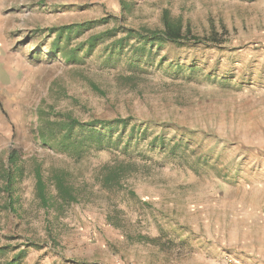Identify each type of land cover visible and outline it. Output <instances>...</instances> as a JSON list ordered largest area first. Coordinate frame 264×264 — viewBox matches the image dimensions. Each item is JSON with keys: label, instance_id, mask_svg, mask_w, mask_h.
Masks as SVG:
<instances>
[{"label": "rangeland", "instance_id": "rangeland-1", "mask_svg": "<svg viewBox=\"0 0 264 264\" xmlns=\"http://www.w3.org/2000/svg\"><path fill=\"white\" fill-rule=\"evenodd\" d=\"M166 20L180 44L129 34ZM0 26L14 72L0 95V264H246L264 202V0H3ZM67 115L129 124L102 128L119 147L76 158L43 137ZM121 162L108 187L104 167ZM60 174L77 202L59 199Z\"/></svg>", "mask_w": 264, "mask_h": 264}, {"label": "trees", "instance_id": "trees-1", "mask_svg": "<svg viewBox=\"0 0 264 264\" xmlns=\"http://www.w3.org/2000/svg\"><path fill=\"white\" fill-rule=\"evenodd\" d=\"M167 21V20H166ZM85 25H76V26H65L58 29L56 31L60 32L59 39L65 33L71 34L74 30L77 32L80 29H85ZM129 34L135 36L138 40H143L144 44L151 43L152 46H155V43L162 44V43H173V44H180V41L184 38L181 33V28L178 25L170 24L168 21L166 23V29L164 31H155V32H148L147 34L130 31ZM131 37V36H129ZM98 37L94 36L90 39L91 48L95 46ZM143 48V47H140ZM140 49L137 51L135 50L136 56H143L140 53ZM151 53V51H149ZM60 122H55L54 125H48L50 127L57 128V132H54L52 129L49 128L46 130V126L43 127V137L56 138L57 136L61 137V140L57 142V146L61 148L63 152L66 153H74L76 158H81L82 153L85 151H89L92 148H96L97 151H102L107 149L108 147H119V139L118 137L115 141L111 140V136L106 135L102 128L106 130L110 129V133L113 132V128L119 127V125L124 126L127 128L129 121L128 120H121L117 119L113 122H99L97 123V127L100 126L101 129L96 130V125L94 124H84L80 121L72 118L71 116H61ZM43 125L46 123H42ZM79 132L81 133L79 135ZM108 136V137H107ZM49 140V139H48ZM158 138H155L153 142L157 141ZM70 153V154H71ZM10 164L16 165L17 160L14 156L10 158ZM104 168H109V174L105 177L106 185L109 187L112 184L119 183L121 178L125 175L127 168H129V164L124 162L118 163L115 167L105 166ZM12 170H8L6 173V183L4 187V192L8 195L11 202L13 201V190L12 185L14 183L15 177L13 176ZM61 176H56L53 179L54 186L57 190V194L59 199L65 204H71L77 202V196L73 192L72 188L67 185V181L64 174H60ZM47 185L42 177V175L37 172V182H36V192L37 196L40 198L43 206H49V198L46 193ZM23 252H21L16 259L11 260L7 264H18L19 259L23 256Z\"/></svg>", "mask_w": 264, "mask_h": 264}, {"label": "crops", "instance_id": "crops-1", "mask_svg": "<svg viewBox=\"0 0 264 264\" xmlns=\"http://www.w3.org/2000/svg\"><path fill=\"white\" fill-rule=\"evenodd\" d=\"M3 4V0H0V5ZM9 59L5 53L3 33L0 26V95L4 94V90L8 87L9 82L14 79V72L9 66ZM255 216L260 217V226L258 233L254 235V246L247 259L246 264H264V202L254 211Z\"/></svg>", "mask_w": 264, "mask_h": 264}]
</instances>
